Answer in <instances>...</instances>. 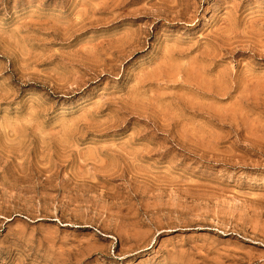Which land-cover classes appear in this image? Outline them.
Listing matches in <instances>:
<instances>
[{
	"label": "rangeland",
	"instance_id": "rangeland-1",
	"mask_svg": "<svg viewBox=\"0 0 264 264\" xmlns=\"http://www.w3.org/2000/svg\"><path fill=\"white\" fill-rule=\"evenodd\" d=\"M262 65L260 0H0V264H264Z\"/></svg>",
	"mask_w": 264,
	"mask_h": 264
},
{
	"label": "snow or ice",
	"instance_id": "snow-or-ice-1",
	"mask_svg": "<svg viewBox=\"0 0 264 264\" xmlns=\"http://www.w3.org/2000/svg\"><path fill=\"white\" fill-rule=\"evenodd\" d=\"M49 2H51V0H49ZM260 5L262 8H264V0H260ZM260 70L264 71V65L261 66Z\"/></svg>",
	"mask_w": 264,
	"mask_h": 264
},
{
	"label": "bare ground",
	"instance_id": "bare-ground-1",
	"mask_svg": "<svg viewBox=\"0 0 264 264\" xmlns=\"http://www.w3.org/2000/svg\"><path fill=\"white\" fill-rule=\"evenodd\" d=\"M189 8V7H188ZM253 236H255V237H261V236H258V235H256V234H253ZM262 239H264L263 237H261Z\"/></svg>",
	"mask_w": 264,
	"mask_h": 264
}]
</instances>
